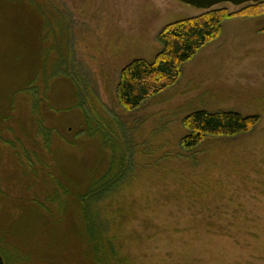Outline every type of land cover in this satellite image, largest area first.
<instances>
[{"label": "rangeland", "instance_id": "obj_1", "mask_svg": "<svg viewBox=\"0 0 264 264\" xmlns=\"http://www.w3.org/2000/svg\"><path fill=\"white\" fill-rule=\"evenodd\" d=\"M51 1L64 11L71 40L68 55L63 52L59 64H48L53 71L46 70L49 84L53 73L67 74L48 95L58 133L45 146L40 137L15 128L16 142L0 127L1 136L12 141L0 139L3 264H65L61 252L78 247V223L71 218L76 198L54 200L48 188L52 181L64 182L60 172L79 177L107 161V150L94 139L73 148L65 143L82 117L61 112L79 101L130 149L133 182L101 211L131 264H264V10L226 19L220 34L182 66L174 85L128 113L115 95L120 69L136 59L152 61L161 49L159 31L201 11L177 0ZM221 6L230 14L239 9ZM69 74L81 90L70 84ZM197 109L260 120L245 135L209 140L190 163L177 158L176 142L184 134L181 118ZM165 152L171 156L162 158ZM20 157L41 169L35 184L32 173L20 168ZM52 167L57 179L51 178ZM47 211L67 214L65 231L53 233L42 218Z\"/></svg>", "mask_w": 264, "mask_h": 264}, {"label": "trees", "instance_id": "obj_2", "mask_svg": "<svg viewBox=\"0 0 264 264\" xmlns=\"http://www.w3.org/2000/svg\"><path fill=\"white\" fill-rule=\"evenodd\" d=\"M237 8L236 13L230 14L219 5L164 26L157 35L161 49L152 61L136 59L120 69L115 88L118 105L128 113L139 111L147 101L176 83L182 66L220 34L226 19L247 12L263 11L264 1ZM63 19L64 11L51 0H0V79L4 81L0 87V127L3 126L6 133L10 132L16 142L20 139L15 135V128L25 137H40L45 146H49L51 137H57L55 125L58 121L56 115L52 116L48 95L67 74L53 73L49 84L46 70L50 68L48 64L53 67L59 64L62 53L67 56L70 50V31L65 28ZM52 71L49 69V73ZM69 78L70 84L81 90L71 74ZM85 106L79 101L61 112L77 113L82 117L74 135L67 137L65 143L73 148L85 140L94 139L107 150L108 158L96 170L90 168L79 177L73 172L67 175L60 172L59 178L64 182L55 180L49 185L48 192L52 193L54 200L66 195L76 198L77 210L71 218L78 223L73 233L74 238L78 239V247L73 248L75 258L70 248L64 249L61 255L66 256L65 264H131L111 232L108 215L101 211L107 199L130 187V182H133V179H129L132 168L130 149L123 144V139H119L115 130L97 121ZM259 120L256 115L241 116L235 111L208 112L197 109L188 112L180 120L184 134L176 142L177 158L194 163L195 152L209 140L245 135ZM0 139L4 144L12 142L2 137L1 133ZM13 144L14 147L20 143ZM169 155L165 152L161 156L169 158ZM22 157L20 168L32 173L30 178L35 184L37 179H41V169L32 165L30 159L25 163ZM50 173L52 179H57L54 178L53 167ZM64 179H80V182L70 184ZM23 186L30 187L24 182ZM58 204L60 202L55 206L60 207ZM48 211L42 218L49 223V227L55 228L53 233L60 229L65 231L63 224L67 214H51ZM53 237L59 242L57 234Z\"/></svg>", "mask_w": 264, "mask_h": 264}, {"label": "water", "instance_id": "obj_3", "mask_svg": "<svg viewBox=\"0 0 264 264\" xmlns=\"http://www.w3.org/2000/svg\"><path fill=\"white\" fill-rule=\"evenodd\" d=\"M178 2L205 11L223 4H229L233 7H240L246 4H255L264 0H177Z\"/></svg>", "mask_w": 264, "mask_h": 264}, {"label": "flooded vegetation", "instance_id": "obj_4", "mask_svg": "<svg viewBox=\"0 0 264 264\" xmlns=\"http://www.w3.org/2000/svg\"><path fill=\"white\" fill-rule=\"evenodd\" d=\"M0 264H3V259L1 258V256H0Z\"/></svg>", "mask_w": 264, "mask_h": 264}]
</instances>
